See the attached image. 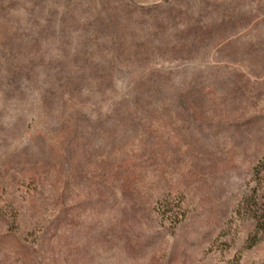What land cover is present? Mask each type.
I'll list each match as a JSON object with an SVG mask.
<instances>
[{"label": "rangeland", "instance_id": "1", "mask_svg": "<svg viewBox=\"0 0 264 264\" xmlns=\"http://www.w3.org/2000/svg\"><path fill=\"white\" fill-rule=\"evenodd\" d=\"M0 264H264V0H0Z\"/></svg>", "mask_w": 264, "mask_h": 264}]
</instances>
